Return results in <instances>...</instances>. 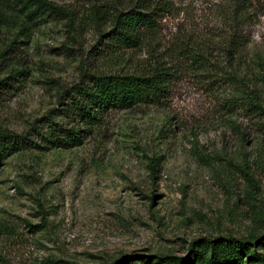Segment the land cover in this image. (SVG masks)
I'll list each match as a JSON object with an SVG mask.
<instances>
[{
  "label": "rangeland",
  "instance_id": "1",
  "mask_svg": "<svg viewBox=\"0 0 264 264\" xmlns=\"http://www.w3.org/2000/svg\"><path fill=\"white\" fill-rule=\"evenodd\" d=\"M45 1L26 28L2 8L0 81L11 79L0 131L23 135L51 117L69 127L57 116L64 92L87 74L158 66L170 95L110 111L79 146L6 157L0 264H208L223 247L202 240L216 238L264 257V0H145L155 28L134 48L108 39L135 0Z\"/></svg>",
  "mask_w": 264,
  "mask_h": 264
},
{
  "label": "trees",
  "instance_id": "2",
  "mask_svg": "<svg viewBox=\"0 0 264 264\" xmlns=\"http://www.w3.org/2000/svg\"><path fill=\"white\" fill-rule=\"evenodd\" d=\"M144 1L135 0L134 7L115 12L113 28L109 31L108 39L113 47H137L144 36L154 31L155 21L152 13L145 12L148 6ZM239 1L244 5L249 0ZM4 7L16 19L19 17L23 19V27L39 20L49 9L45 0H0V19H6L9 15L2 9ZM154 70L149 76L84 75L78 84L64 92L62 112L57 115L61 119H66L69 127L51 117L42 121L41 125L35 122L30 132L23 135L0 131V166L6 157L20 150L70 149L79 146L93 128L102 124L110 111L130 110L139 105H154L165 101L170 95L171 74L158 66ZM10 79L11 76L0 81V90L9 87L6 81ZM32 134L35 140L31 138ZM202 242L212 248L223 247L221 255L211 257L208 264H245L247 260L244 261V257L247 256L248 261L256 258V263L264 264V257L257 255L254 244L230 238H216L214 241L203 239ZM193 246L195 243L189 246V253H192ZM131 259L124 256L112 264H123L128 261L135 263L130 262ZM155 259L156 263L160 264H196L195 258L191 259L188 255L183 258L156 256Z\"/></svg>",
  "mask_w": 264,
  "mask_h": 264
}]
</instances>
